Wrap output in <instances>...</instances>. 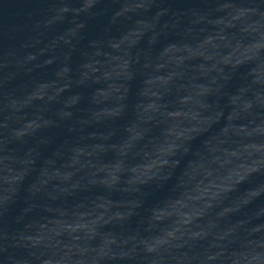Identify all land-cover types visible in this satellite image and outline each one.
I'll list each match as a JSON object with an SVG mask.
<instances>
[{
  "label": "water",
  "instance_id": "95a60500",
  "mask_svg": "<svg viewBox=\"0 0 264 264\" xmlns=\"http://www.w3.org/2000/svg\"><path fill=\"white\" fill-rule=\"evenodd\" d=\"M88 2L0 0V49L29 61L9 69L14 101L0 106L9 264H232L255 252L264 4Z\"/></svg>",
  "mask_w": 264,
  "mask_h": 264
},
{
  "label": "clouds",
  "instance_id": "9594fccd",
  "mask_svg": "<svg viewBox=\"0 0 264 264\" xmlns=\"http://www.w3.org/2000/svg\"><path fill=\"white\" fill-rule=\"evenodd\" d=\"M262 4H264V0H260ZM96 0H89L86 7H94ZM69 9L65 8L64 11L67 12ZM84 10V9H82ZM257 22L264 23V15H262L258 21H253V24ZM43 25L42 20H37L35 22V27L33 31H40ZM83 27V25H80ZM259 51L264 52V47H261ZM28 59L21 58L19 54L9 53L6 49H0V106H3L5 111L13 104L14 98L7 97L4 95L5 90L8 88L9 83L11 82L12 77L9 74V69H25L28 64ZM251 107V105H249ZM10 115V114H9ZM9 130L8 118L5 115L0 114V158L4 152L7 151L8 145L10 143L9 136L7 135V131ZM178 163V162H177ZM253 171L264 172V153L261 154L260 164L255 167ZM243 180V177H241ZM223 195L226 197L231 196V192L225 190ZM7 199V198H5ZM247 208V202L238 206L236 211H244ZM8 208L0 205V218H3L7 215ZM8 236L7 234L0 235V259L5 261V264H9V260L11 259L10 250L7 244ZM166 243V241L161 242ZM145 251L149 254H152L156 251V247L154 245H149L145 248ZM214 257H209V259H213ZM264 264V244L257 247L255 252L249 255H241L239 257L232 258V264ZM13 264H20L19 260L13 261ZM40 264H53V261L47 257L41 258ZM55 264H61L59 260L55 262Z\"/></svg>",
  "mask_w": 264,
  "mask_h": 264
}]
</instances>
